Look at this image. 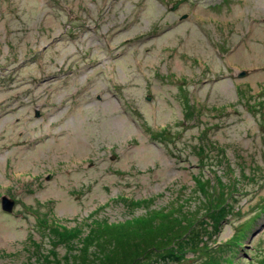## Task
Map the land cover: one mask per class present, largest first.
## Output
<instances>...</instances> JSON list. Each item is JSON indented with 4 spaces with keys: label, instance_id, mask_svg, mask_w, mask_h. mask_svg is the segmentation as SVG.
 <instances>
[{
    "label": "rangeland",
    "instance_id": "1",
    "mask_svg": "<svg viewBox=\"0 0 264 264\" xmlns=\"http://www.w3.org/2000/svg\"><path fill=\"white\" fill-rule=\"evenodd\" d=\"M151 210L190 244L134 264H264V0H0V264H101Z\"/></svg>",
    "mask_w": 264,
    "mask_h": 264
},
{
    "label": "trees",
    "instance_id": "2",
    "mask_svg": "<svg viewBox=\"0 0 264 264\" xmlns=\"http://www.w3.org/2000/svg\"><path fill=\"white\" fill-rule=\"evenodd\" d=\"M196 184L197 186H200L197 192L204 196L205 201L208 204L207 210H205L207 213L206 217L212 221L215 220L216 217H218V220L224 218L226 216L225 214L228 212V210H225L226 206L229 205L227 202L228 200L225 197V191H223V189L221 188H232V186L234 185L232 181H230V184L227 186L225 183L221 182V180H218L216 184L211 185V187L208 180L203 181L201 180V178H199V180L197 179ZM234 194L235 192L232 191L231 195L234 196ZM214 195L217 198L214 197ZM141 203L145 202L132 201V205L140 206ZM131 223L134 224V227L130 231L126 232V234L123 232L122 234L119 233L120 230L112 229L111 226H108V224L105 223H98V225H96V228H93L96 229L98 233L97 236H92L97 241V244H99V241L105 240L106 243H109L111 245L108 248L106 247V244H99L100 248L107 251V253H103L104 255L103 257H101L102 259H100L101 264H118V262H120L122 258L121 256L130 257L132 259L131 264L140 263L141 260H147L153 256H160L162 259L167 258L175 262L182 261V256L185 255L183 253L186 250V247L183 246H188L190 244L187 243L188 240H184V242H176L177 239H173L170 241L171 243H169V241L164 242L160 240L159 236H155V234L153 233L154 229H157L160 233L172 232V230L170 229V225H173V223L171 222V219H169L168 211L151 210L146 212L145 216L134 218L132 221L128 220L124 224L129 225ZM192 223L193 222L191 220L189 224L191 225ZM161 225L163 226V228L160 227ZM115 227L117 226L115 225ZM48 228L49 230L51 229V231L57 236L56 239H58V241L59 239L64 241L66 238L71 236V234L72 236L75 234L74 232H70V230L64 228L63 226H58L54 228L48 226ZM103 233L109 235H107L106 237V235H102ZM236 244L240 245L237 242ZM200 249H202V246ZM209 249L211 248L207 247V250ZM152 263L154 262H151V264ZM205 264L218 263L216 260L209 259L208 262Z\"/></svg>",
    "mask_w": 264,
    "mask_h": 264
},
{
    "label": "water",
    "instance_id": "3",
    "mask_svg": "<svg viewBox=\"0 0 264 264\" xmlns=\"http://www.w3.org/2000/svg\"><path fill=\"white\" fill-rule=\"evenodd\" d=\"M178 4H176V6H174L173 10H175L177 8ZM246 73L242 74V76H244ZM2 209L3 211H7L9 213H11L14 208L15 205V201L12 200L11 198H9L8 196H3L2 197Z\"/></svg>",
    "mask_w": 264,
    "mask_h": 264
}]
</instances>
